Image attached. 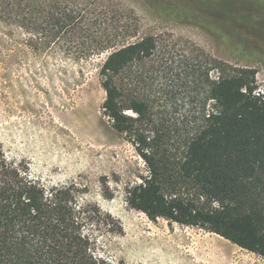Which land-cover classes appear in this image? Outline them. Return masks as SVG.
Returning <instances> with one entry per match:
<instances>
[{"label": "trees", "instance_id": "1", "mask_svg": "<svg viewBox=\"0 0 264 264\" xmlns=\"http://www.w3.org/2000/svg\"><path fill=\"white\" fill-rule=\"evenodd\" d=\"M117 18L103 0H0V68L28 55L82 61L107 53L98 71L104 113L148 169L126 189L129 206L151 220L204 228L264 257V94L254 92L255 70L205 61L197 81L204 85L203 110L176 156L147 100L131 92V65L153 55L156 39L127 43ZM126 71L127 93L118 83ZM209 102L214 106L205 110ZM85 193L72 180L46 185L0 144V264H109L98 252L96 229L118 230L101 219L110 215L82 201Z\"/></svg>", "mask_w": 264, "mask_h": 264}, {"label": "rangeland", "instance_id": "2", "mask_svg": "<svg viewBox=\"0 0 264 264\" xmlns=\"http://www.w3.org/2000/svg\"><path fill=\"white\" fill-rule=\"evenodd\" d=\"M103 1L119 17L114 26L127 29V43L145 35L156 39L153 55L131 65V92L147 100L176 156L203 110L204 85L197 81L207 59L254 69L255 87L264 88V0ZM106 55L75 61L52 52L0 68L6 155L25 159L46 185L72 180L86 188L82 201L110 215L101 219L118 230L96 229L98 252L109 264H264V257L214 232L151 220L129 206L126 189L148 169L104 113L98 71ZM118 81L127 93V71Z\"/></svg>", "mask_w": 264, "mask_h": 264}, {"label": "built area", "instance_id": "3", "mask_svg": "<svg viewBox=\"0 0 264 264\" xmlns=\"http://www.w3.org/2000/svg\"><path fill=\"white\" fill-rule=\"evenodd\" d=\"M254 92H255L256 94H264V88H262V87H260V88H256V89L254 90Z\"/></svg>", "mask_w": 264, "mask_h": 264}]
</instances>
